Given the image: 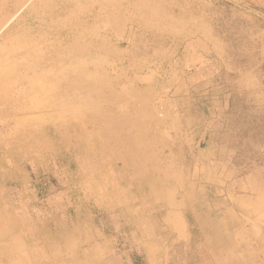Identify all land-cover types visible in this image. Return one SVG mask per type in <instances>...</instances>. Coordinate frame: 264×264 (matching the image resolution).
<instances>
[{
	"label": "rangeland",
	"instance_id": "1",
	"mask_svg": "<svg viewBox=\"0 0 264 264\" xmlns=\"http://www.w3.org/2000/svg\"><path fill=\"white\" fill-rule=\"evenodd\" d=\"M111 1L99 0L105 14ZM221 1L228 19L233 9L259 10ZM69 8L64 0H0V44L11 38L7 51L15 49L0 59L1 68L14 64L0 103L24 118L13 135L0 125V184L10 190L0 189V264H264V189L247 186L264 170V113L237 105L238 129L219 143L215 175L223 177L202 182L206 195L194 193L198 181L172 179L173 167L161 162L162 124L157 132L142 118L151 103L161 118L169 98L142 82L153 71L165 83L151 39L135 38L133 24L120 22L118 32V23L95 21L93 10L65 28L57 21ZM239 53H248L240 59L247 68H264V51ZM16 76L27 83L17 93ZM134 116L136 127L127 122ZM9 156L12 185L2 176L12 170Z\"/></svg>",
	"mask_w": 264,
	"mask_h": 264
},
{
	"label": "crops",
	"instance_id": "2",
	"mask_svg": "<svg viewBox=\"0 0 264 264\" xmlns=\"http://www.w3.org/2000/svg\"><path fill=\"white\" fill-rule=\"evenodd\" d=\"M138 1L112 0V4L107 6L110 11L105 14L104 3L99 0H78V4L73 0H64L70 8L57 24L65 28L78 24L93 10L95 21L104 19L111 24L114 23L112 27L118 23L117 27H114L118 32H121L120 22L125 25L133 24L135 38L146 35L144 37L147 42L151 39L154 47L150 52L154 57L152 56L150 60L166 68L163 76L165 83L159 86L158 73L153 74V71L149 72L146 78L143 77L142 82L147 80L150 84L149 89L168 95L169 98L161 118L156 114L158 111L155 112L158 108L155 109L149 102L147 104L150 112L145 113L143 117L140 112L139 116L146 118L152 126L155 125L157 132L158 125L162 124L166 139L161 150V162L173 167L172 179L187 177L186 179L198 181V184L194 182L192 190L198 195H206L207 187L210 185L206 183L201 185L202 182L209 181L217 185L218 179L223 177V174L215 175V168L220 164L217 154L223 146L219 143L224 137L230 139L232 132L238 129L236 125L240 112L237 105L240 103L250 105L254 107L255 112L264 113V81L261 79L264 68L261 70L257 64L250 69L247 68L240 59L246 58L245 55L248 53H239L256 49L264 51V0H232L245 4L243 5L245 8L254 3L259 10L254 13L247 9L241 11L233 9L229 19L227 17L229 13L224 10L225 5H221V0H155L154 13L150 10V3L153 0H145L143 7ZM169 4L175 6V12L170 9ZM171 15L180 25L175 31L168 25ZM223 23L229 28L232 27L234 39L229 37L228 32L223 31ZM135 26H138V29ZM166 29L169 36L166 32H160ZM8 41L0 44L1 60L5 56L10 57L11 52L15 51V49L7 51L11 40ZM13 60L19 63L17 58ZM11 62L10 60L9 65L0 67V93L3 92L12 71L14 64ZM13 81L11 90L16 89L15 93L25 88L27 84L21 81L19 76ZM136 102L141 104L142 101ZM4 105L5 103H0V125L1 121L4 122V131L9 130L10 135L16 134L20 130L18 125L24 122V118L20 117L23 113H9ZM128 119L127 117V122L133 125L139 120L135 116L134 120ZM14 122L18 123L12 126ZM151 125L148 128H151ZM1 130L2 128L0 133ZM9 158L12 170H5L2 176L12 185V171L17 164L12 162L10 156ZM178 166H184L185 169ZM225 170L227 169L222 167L220 173ZM262 179L264 180V170L256 169V172L247 179V186L260 194L261 189H264ZM7 184L1 183L0 189L9 190ZM5 199L8 200L7 197ZM223 199L220 198V204L224 202ZM226 202L229 204L227 200Z\"/></svg>",
	"mask_w": 264,
	"mask_h": 264
},
{
	"label": "bare ground",
	"instance_id": "3",
	"mask_svg": "<svg viewBox=\"0 0 264 264\" xmlns=\"http://www.w3.org/2000/svg\"><path fill=\"white\" fill-rule=\"evenodd\" d=\"M13 96V95H12ZM101 131V130H100ZM104 134V133H103ZM29 147V146H28Z\"/></svg>",
	"mask_w": 264,
	"mask_h": 264
}]
</instances>
